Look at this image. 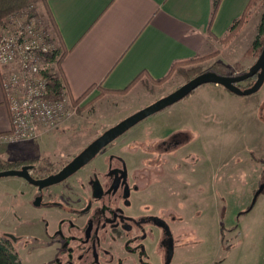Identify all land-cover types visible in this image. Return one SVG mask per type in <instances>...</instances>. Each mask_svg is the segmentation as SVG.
I'll use <instances>...</instances> for the list:
<instances>
[{
  "label": "rangeland",
  "instance_id": "rangeland-1",
  "mask_svg": "<svg viewBox=\"0 0 264 264\" xmlns=\"http://www.w3.org/2000/svg\"><path fill=\"white\" fill-rule=\"evenodd\" d=\"M263 14L264 0H257L238 35L227 43L219 40L218 49L206 54L209 55L206 58L198 56L193 66L211 71L217 69L215 65L223 64L230 67L233 75L246 72L260 54L252 43L258 37L257 27ZM29 24L39 31L40 43L47 50L52 49L56 36L46 3L42 2L9 15L0 25V37ZM42 53L37 52L40 69L45 67ZM192 77L186 78L185 73L176 69L158 84L147 80L142 84L139 79L126 93L113 98L101 95L96 104L82 103L70 118L39 129L35 132L37 136L0 141V159L50 156L53 160H66L97 134L166 96ZM254 80L249 78L239 85L246 88ZM181 129H187L192 136L187 139V147L179 149L178 159L187 166L185 155L192 150L190 154L198 158L199 166L198 174L192 175L193 183L190 180L188 183L192 192L180 205L179 262L264 264V193L257 196L249 209L263 168L259 160L264 159V83L250 95H237L221 86L215 88L212 83L202 84L133 126L114 142V149L132 142L144 145L160 141L173 130L179 133ZM19 182L16 177H0V236L6 231L16 233L18 228V200L22 197ZM33 210L29 209L28 214L34 215ZM11 246L21 260L31 255L21 243Z\"/></svg>",
  "mask_w": 264,
  "mask_h": 264
},
{
  "label": "flooded vegetation",
  "instance_id": "flooded-vegetation-1",
  "mask_svg": "<svg viewBox=\"0 0 264 264\" xmlns=\"http://www.w3.org/2000/svg\"><path fill=\"white\" fill-rule=\"evenodd\" d=\"M187 131L115 150L122 133L55 182L50 180L103 131L66 160H13L23 162L10 169L25 167L29 179L5 176L20 180L22 197L16 233L0 237L31 254L20 264H181L180 205L199 166L192 150L185 155L187 166L178 159L192 136Z\"/></svg>",
  "mask_w": 264,
  "mask_h": 264
},
{
  "label": "crops",
  "instance_id": "crops-1",
  "mask_svg": "<svg viewBox=\"0 0 264 264\" xmlns=\"http://www.w3.org/2000/svg\"><path fill=\"white\" fill-rule=\"evenodd\" d=\"M248 2L221 0L210 26L212 0H47L46 7L55 45L65 50L68 93L77 98L87 91L84 105L118 96L112 91L138 75L160 79L173 63L218 49ZM3 99L0 87V132L9 127Z\"/></svg>",
  "mask_w": 264,
  "mask_h": 264
},
{
  "label": "built area",
  "instance_id": "built-area-1",
  "mask_svg": "<svg viewBox=\"0 0 264 264\" xmlns=\"http://www.w3.org/2000/svg\"><path fill=\"white\" fill-rule=\"evenodd\" d=\"M46 50L39 31L30 24L0 37V87L9 118L0 141L37 136L39 129L61 123L81 106L66 88L58 99L47 98V83L37 63V52Z\"/></svg>",
  "mask_w": 264,
  "mask_h": 264
},
{
  "label": "trees",
  "instance_id": "trees-1",
  "mask_svg": "<svg viewBox=\"0 0 264 264\" xmlns=\"http://www.w3.org/2000/svg\"><path fill=\"white\" fill-rule=\"evenodd\" d=\"M221 0H212V9H211V14H210V21H209V26L213 20V17L217 11V8L220 4ZM35 2H42L47 4V0H0V25L3 24L6 18H8L9 15L12 13L19 12V10L27 8L30 4L35 3ZM257 3V0H249L247 6L245 7L243 13L235 19L230 27L228 28L227 33L220 38L219 40L223 43H227L231 41L233 38H235L241 28L245 25V23L249 20L251 16V9L252 7L255 6ZM52 21V20H51ZM53 24V29L55 30L56 27H54ZM54 33H56L54 31ZM264 35V14L262 16V21L258 26V34L254 41H253V47L259 48L260 52L264 43V37L260 38V36ZM43 59L45 61V67H43L40 72L44 76L46 83H47V98L48 99H58L62 93V91L66 88V83L65 79L62 73L61 69V61L65 55V50L61 49L59 45H54L52 49H49L47 51H44L42 54ZM209 55H205L202 58H206ZM198 57H194L191 59L183 60V61H178L173 63L171 68L169 69L168 73L160 78V79H152L150 77H145V79L140 77L138 75L136 79H134L127 87H125L122 90H117V91H112L114 93L118 94H123L126 93L130 87L137 82L140 79V82L145 83V81H150L151 84H158L160 82H163L174 70L177 69L180 73H185L186 78H190L192 75H198L202 72H205L201 70L197 66H193V64L198 61ZM190 66L189 70H185L184 67ZM214 68H217L215 70H211L217 74L220 75H233L232 72H230V67L223 65V64H218L215 65ZM207 71V70H206ZM210 71V70H208ZM187 73V74H186ZM253 84V83H252ZM251 84V85H252ZM89 90V89H88ZM87 94V91L80 95L79 97L76 98V101L79 102L83 100L85 95ZM92 102V101H90ZM88 102V103H90ZM88 103L84 104L87 105ZM1 133V132H0ZM260 163L263 165V168L261 170V175H260V180L258 183V188L261 184L264 185V159L259 160ZM23 161H5L0 159V170H6L10 168H17L19 166V163H22ZM257 188V189H258ZM256 189V190H257ZM255 190V191H256ZM255 193V192H254ZM260 193H264V188ZM251 209V207H249ZM0 264H20V260L18 255L13 251V248L10 243L6 242L4 239L0 237Z\"/></svg>",
  "mask_w": 264,
  "mask_h": 264
},
{
  "label": "water",
  "instance_id": "water-1",
  "mask_svg": "<svg viewBox=\"0 0 264 264\" xmlns=\"http://www.w3.org/2000/svg\"><path fill=\"white\" fill-rule=\"evenodd\" d=\"M255 76L253 84L246 88L240 87V82L245 81L249 78ZM212 83L217 84L237 95H250L257 92L264 83V43L261 52L254 62L246 72L238 75H220L213 71L202 72L184 84L179 86L177 89L167 94L164 97L157 99L151 104L139 109L138 111L130 114L129 116L123 118L115 125L104 130L98 137L92 140L84 149H82L58 174L50 180V182L58 181L65 176L71 174L80 166L88 162L103 146L116 139L119 135L127 131L129 128L134 126L139 121L151 116L168 106L178 102L189 93H191L198 86ZM5 176H19L28 178V174L25 175V167L22 170L17 169H6L0 171V177ZM37 182V181H36ZM49 183V182H48ZM264 185L261 184L259 188L255 191L250 207L254 204L257 196L263 190Z\"/></svg>",
  "mask_w": 264,
  "mask_h": 264
}]
</instances>
